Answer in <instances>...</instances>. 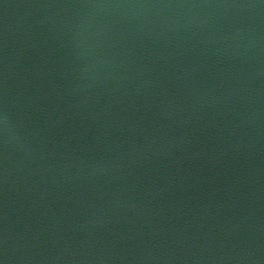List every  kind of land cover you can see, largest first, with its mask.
Instances as JSON below:
<instances>
[{"label":"water","instance_id":"95a60500","mask_svg":"<svg viewBox=\"0 0 264 264\" xmlns=\"http://www.w3.org/2000/svg\"><path fill=\"white\" fill-rule=\"evenodd\" d=\"M264 99V0H0V240Z\"/></svg>","mask_w":264,"mask_h":264}]
</instances>
